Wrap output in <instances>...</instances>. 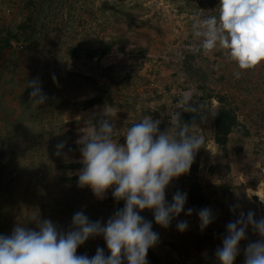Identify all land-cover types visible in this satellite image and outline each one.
Listing matches in <instances>:
<instances>
[{
    "label": "rangeland",
    "instance_id": "1",
    "mask_svg": "<svg viewBox=\"0 0 264 264\" xmlns=\"http://www.w3.org/2000/svg\"><path fill=\"white\" fill-rule=\"evenodd\" d=\"M23 3L0 0V26L14 28L29 19L25 33L11 38L0 55V235L10 236L17 224L38 230L31 221L35 213L61 231L70 229L77 212L105 223L125 202L117 208L114 200L107 199L112 188L104 199H97L89 187L64 179L79 169H63L60 164L80 159L76 141L105 106L116 113L113 139L124 144L123 134L145 116L160 119V131L167 130L176 101L190 92L206 117L202 120L199 114L192 132L202 135L205 144L196 155L193 173L172 180L165 198L171 203L177 190L187 193L196 180L214 220L201 231L200 208L188 200L167 228L155 223L153 210L139 211L159 234L156 245L149 248L154 262L146 259L148 264H220L215 252L222 247L227 224L249 210L256 220L264 217L260 200L264 199V62L237 79L236 65L223 52H201L197 59L204 74L199 86L204 89L198 92L179 71L177 54L191 45L187 34L192 32L193 14L204 18V7L217 8L219 0H34L28 8ZM100 40H114L124 51L101 58L69 52V47L96 45ZM72 72L92 76L110 92L111 100L84 109L67 105L66 101L99 93ZM37 77L48 97L39 106L31 102L32 89L27 87ZM219 94L239 123L225 153L213 141L214 115L209 112L216 113ZM60 142L65 147L57 156ZM209 149L218 154L213 156ZM189 208L192 214L185 215ZM179 221H187V230H177ZM258 239L249 226L233 264H244V249ZM98 247L110 254L102 236L89 238L76 254L91 258Z\"/></svg>",
    "mask_w": 264,
    "mask_h": 264
},
{
    "label": "clouds",
    "instance_id": "2",
    "mask_svg": "<svg viewBox=\"0 0 264 264\" xmlns=\"http://www.w3.org/2000/svg\"><path fill=\"white\" fill-rule=\"evenodd\" d=\"M191 30L197 42L189 51L205 55L223 52L227 61L236 65L237 79L243 71L264 62V0H219L217 15L202 18L199 13L193 14ZM27 87L32 89L29 96L35 106L46 102L48 97L38 77L29 81ZM173 109L200 114L190 92L177 100ZM173 109L167 130L160 131V119L145 116L127 129L123 134L125 143L120 144L113 139L116 113L105 106L95 124L82 131L76 141L80 152L77 162L82 165L77 173V185L89 187L101 200L112 188L114 200L124 201V207L103 224L77 212L68 231H61L50 219H40L35 213L31 221L38 230L17 224L10 236L0 235V264H148L147 252L156 245L159 234L139 211L153 210L155 223L169 227L184 211L187 193L177 190L169 203L165 198L166 188L172 180L189 172L205 144L202 135L192 132L198 126L183 122L181 111ZM200 115L202 120L206 119L204 113ZM64 147L65 142L58 143L54 154L60 156ZM210 152L213 156L218 154ZM260 200L264 203V199ZM192 212L189 208L185 215ZM197 215L201 231L214 220L209 208L200 209ZM249 226L260 239L244 249V264H264V217L254 219L251 210L227 224L222 247L215 252L220 264H233L240 254L239 242L246 239ZM176 227L183 232L188 223L179 221ZM96 236L103 237L110 255L106 257L104 249L99 247L91 258L76 254L78 246Z\"/></svg>",
    "mask_w": 264,
    "mask_h": 264
},
{
    "label": "trees",
    "instance_id": "3",
    "mask_svg": "<svg viewBox=\"0 0 264 264\" xmlns=\"http://www.w3.org/2000/svg\"><path fill=\"white\" fill-rule=\"evenodd\" d=\"M24 4V3H23ZM34 0H25L24 6L28 8L29 6H33ZM204 10V18L217 15L218 7L212 8L209 4H207ZM29 27V19L25 18L24 20L19 21L15 24L14 28H8L5 24L0 26V55L2 51L11 45V38H18L19 35L25 33V31ZM189 38L192 39L186 49H182L181 55L180 53L177 54L178 56V69L185 75L189 80L192 81L195 87H198L197 92L203 90V87L199 86L201 82V78L204 74L203 69L198 62L197 57H200V53L193 54L189 51L190 47L197 42L196 38L192 35V32L187 34ZM18 36V37H17ZM182 47V46H181ZM115 50L124 51V46L120 45L114 40H100L96 45H90L85 47H76L72 46L69 47V52L74 56H84L86 58H101L104 55L110 54ZM138 48H132V52H136ZM73 75L79 77L80 81L91 85L99 93L83 98L77 99L73 101H66L67 105H71L72 107L84 109L89 106H92L97 103H102L105 100H111L110 92L107 91L102 84L96 81L92 76L88 74H84L81 72H72ZM216 100L218 102V108L213 118V141L217 145L218 149L225 153L227 144L231 141L233 137V131L236 126L239 124L237 116L233 110V108L226 104V98L224 95L219 94L216 95ZM198 109L199 113V100L198 102H193ZM176 111H181L177 109ZM200 116L197 113H190V112H182L181 111V120L185 123H195L199 122ZM194 129V128H193ZM192 129V130H193ZM199 153V152H198ZM198 153L196 155H198ZM196 159V156H195ZM192 163L189 173H193L192 171L196 167V163ZM60 167L63 169H80L82 165L77 161H65L60 164ZM65 180H74L78 181V174L72 173L66 178ZM107 199L114 200L113 196H108ZM187 200L190 204L198 206L200 209L207 208L208 199L205 196L204 192L202 191L201 184L196 181L192 180L189 184L188 191H187ZM115 201V200H114ZM116 202V201H115ZM123 201L116 202L117 208L121 207ZM107 257L110 254H106ZM147 257L154 262L155 256L153 252L148 250ZM126 264V262H125Z\"/></svg>",
    "mask_w": 264,
    "mask_h": 264
}]
</instances>
